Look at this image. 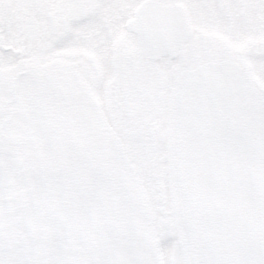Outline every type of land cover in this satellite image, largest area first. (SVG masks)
I'll return each mask as SVG.
<instances>
[{
  "label": "snow or ice",
  "instance_id": "snow-or-ice-1",
  "mask_svg": "<svg viewBox=\"0 0 264 264\" xmlns=\"http://www.w3.org/2000/svg\"><path fill=\"white\" fill-rule=\"evenodd\" d=\"M0 264H264V0H0Z\"/></svg>",
  "mask_w": 264,
  "mask_h": 264
}]
</instances>
